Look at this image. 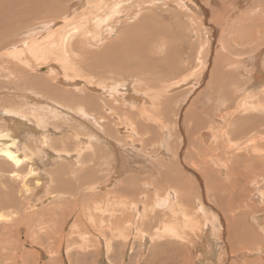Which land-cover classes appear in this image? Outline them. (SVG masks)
Here are the masks:
<instances>
[{
  "label": "rangeland",
  "instance_id": "374dc122",
  "mask_svg": "<svg viewBox=\"0 0 264 264\" xmlns=\"http://www.w3.org/2000/svg\"><path fill=\"white\" fill-rule=\"evenodd\" d=\"M215 1L216 2H213L212 5H208L209 15H206V16L200 15L202 18V22H198L201 25V31L199 32L198 41H196L197 36H196V32H194L195 25L197 23H195L196 20L192 21V18L190 16L191 11H189V12L188 11H182L183 9H181L179 6H169L168 7L169 9L174 11L173 12L174 16L177 13V15L175 17H170L167 14L163 15L164 21L169 18V20H166V24L168 25L167 27H171L170 32L172 33V31H173L172 34L174 35V33H175L176 36L181 35V38H178L179 40L181 39V41H183V42H185L187 40V42H190V43L189 44L187 42L184 43V47L187 49H184V48L181 49L179 47V45L176 44L178 46L177 47L178 50H177V48H175L176 51L175 52L172 51L170 56H168V58L171 60V63H172L170 65L169 71L168 70L156 71V70L145 69L143 72L138 74L139 76L137 78L132 77V76H130L128 78L130 83L132 84V87L135 86L136 91L137 90L139 91V92L131 91L133 93V95H134V93H135V95H137L138 93L145 95V97H143V98L141 97V99H139L137 101H135L134 97L127 99V96H126V98H123L125 94H128V92H126V91H121V92L116 91L117 92V95H116L114 85H115V83H117V81L112 80V78L117 79L118 81H120L119 79H121L122 83L119 82L120 83L119 86L123 85L125 82V80H122V79H125L123 74H121V75L112 74L111 76L100 77L99 80L97 79V81H96L97 84L95 83V81H93V84H92L93 86H91V87H94V83H95V89L96 90L95 91L89 90L90 93L96 94L98 97L104 96L105 92L103 91V89L105 87V89H104L105 91L109 90L105 94V95H109L108 98L115 97L118 99L114 98L112 100V103L107 105V108L104 106L101 109H98L97 111H92L91 109L88 110L87 115L80 113L78 110L73 109V107H66L64 105V103L63 104L60 103L61 102L60 99H59V101H57L56 98H52V97L43 95L42 91H39L37 88L34 89L32 94H35V92L36 93L38 92L39 95L35 94L29 98L30 102L34 101L32 104V107H31L32 111H36V110H38V108L41 109L40 106L43 107V104H45V103H43V104L40 103V105H39V104H36L37 102L35 103V101H37L36 97L38 96V97H41L43 100H45V102L54 100L53 103L57 104V106L59 105L58 108H60L62 111H65V113H62L57 109V112L59 113V114L57 113V117H55V118L49 117V125L48 126H50L49 127L50 132H47V130H46V132H47L46 133V142L44 144H43V142L39 143V141H42V139L35 142V141H31L30 139L26 138L25 134L23 135L21 133L20 136L23 137L24 145H26L28 143V145H30L33 149H36L38 147L37 149L46 150L48 148H51L52 144L55 145V143H57V146H54L57 148L52 147L54 149H57V155H53L50 159H47V158H45L46 154L42 153L43 151L42 152L39 151V155L36 156L37 158L35 159L36 160L35 164H36L38 171L40 172L39 173L40 174L39 179L41 180V183H42V190H40L38 192L36 191V194H35V191L33 192L31 190L28 191V193H25L24 198L26 199V201H29L30 199L32 201V203L29 202V203H31V207L24 208V209H17V210H13L12 208H8V207H1L0 208V237L2 238V240H4L6 242V245L8 246V248L6 249L7 251L4 252V251L0 250V264H12V259H8V256H10L9 253L11 251H14L15 248H16V251L18 254L24 252L25 250L31 252V254H30L31 260L30 259L29 260L34 261L33 258L34 259L37 258V262L39 264H71V263L72 264H113L112 258L108 257L109 252H108L107 248H105V245L101 244L100 237L97 234L98 230L101 231L102 228L104 230L108 231V228H109L108 223L104 224V222H102L100 220L97 222H95V221L92 222L91 223L92 225H91L89 220H87V219L88 218H93L92 220L98 219L97 218L98 216H101V215L106 213V211H105L106 209L115 208V206L113 204L118 201L117 202L118 206H116L117 210L123 209L121 211L122 213H124V214L127 213V215L131 214V216H135V218H136L135 221H136L141 216L144 215L145 209L142 205L143 203H145L148 207L154 206V209L157 210L161 207L162 200H164L167 197V195L170 196L168 203L169 204L175 203V199H174L175 196L173 197V195H172L173 192L175 193V191H173L174 189H176V190L179 189L178 190V206L175 209H172L171 207H169V209H164L167 212V214H170L169 219H172L171 221L177 220V221H182V223L186 224V225L187 224L190 226L193 225L198 231L200 226L204 227V222L211 225L212 219H213V218H210L211 213H215L214 215H217L219 220H220L219 216H222V218H223L222 223L223 224H221V223L219 224L217 222L216 225H219L218 231L221 230V235L224 236L226 241L222 240V242L219 245L215 244V246H214L213 257L217 258L218 260L223 259L222 256H224V254H225V251H223V254H222L221 248H225V246L229 247L228 242H227V239H228V233L227 232H228V225H229L227 222L228 220L232 221V219H233L232 223L230 222V225L233 228V230H235L236 232L240 231L244 227L245 228L247 227V229L248 228L250 229L252 226L257 228V229H261L262 231L264 230V229H262L264 227V222L262 224V226H263L262 228L259 226L260 223H259V225L257 224L258 216L259 215L264 216V195H263L264 194V191H263L264 190V174L262 175V171L261 172L259 171V173L255 172L257 175L256 174H249L246 177H244V175H243L245 172L244 169H250V165L253 162V161H251V159L254 160V158H255V156H253V157L249 156L250 154H252V155L255 154L252 147H250V149L249 148L244 149V150L242 149L244 147L243 141L248 136L255 133V130L252 128L251 124L247 123V120H246L248 118L246 115L250 116L252 114L253 110H245L244 111V109L241 107L242 103H243L242 100H244V98H245V100H249L252 97L256 96L255 94L257 92H263V90L261 91V89H262L261 86H255L254 88H250L248 90L246 88L247 85H249V83L248 84L246 83V79H248V77L246 76V74L243 75V73H242V71L244 70L245 67L243 66V68H242V66H238L237 64L229 66L227 64V61L225 60V59H227L229 61L232 58L231 60L235 61L239 57V55H236L237 53L245 52L248 49H250L249 51H247V52H249V54L253 53V52L256 53V50L258 51V50L262 49L261 50V57H262V60H264V45H263L264 44V12H263L264 1L261 2L260 0H249V1L246 0V1H248V2H246L243 0V2H241V4L238 3V4H234V5L230 4V3L228 4V2H227L228 0H215ZM245 4H247L248 7H246ZM67 5L68 4H66V7H67ZM171 5H172V3H171ZM229 5H233L234 7L229 6ZM66 7H63V8H66ZM232 8H234V9L236 8L235 11ZM252 8L253 9L255 8L254 10L256 12V14H254L255 15L254 18L257 16L261 17V18H259L258 23L256 22V24H255V21L252 20V17H253L252 16L253 12L251 10ZM212 9H220L219 17H213ZM65 10L67 12L68 7ZM78 10L79 9L73 8L72 14H71V10H70L69 15H71L72 17H74L75 15H78V12H77ZM241 11L244 15H245L246 11H251L250 13H248V12L247 13L250 15V19L252 21H249L250 19L248 18L249 19L248 20L247 16H244V18H246L248 24L251 22V25H248L247 23H245V21H243V22L239 21V19H241V17H243V16H241V14H242ZM180 12L183 14L185 12L187 15H189V19H186L187 17H185V19L187 20V28H185L184 26L180 27L181 22H182L181 21L182 19H179V17H180L179 13ZM58 13H59V15L61 14L60 12H58ZM247 13H246V15H247ZM65 15H62L61 17L57 16L58 17L57 22L63 23V21L66 18ZM239 16H240V18H239ZM51 18L52 17L46 19L44 22L46 23L47 20H49ZM167 21H172L171 23H173V24H171L170 22H167ZM60 23L58 25H61ZM156 23H157L156 24L157 26L159 24V26L161 27L160 20L157 19ZM178 24L180 26H178ZM245 24H247V26ZM163 26H165V25H163ZM248 26H251V28ZM253 26H255V27H253ZM244 27H245V29H244ZM175 28L176 29L179 28V30L178 29L174 30ZM162 29L164 31H167V29H164V28H162ZM180 29L183 30L182 33H181ZM236 30L237 31L240 30V31L237 32ZM35 31L36 30L34 29L30 33L33 35L32 37L34 39L38 36L37 39L39 41L44 40L46 38V37H44V35L47 36L50 33L48 30H47V32H45V27L43 29L37 30L36 34H35ZM174 31H177V32H174ZM242 31H243V33H240ZM244 32L245 33L249 32L252 35L251 36V39L253 38L252 43H254L255 46L246 44L243 47L239 46L238 49L233 52L232 47L234 45V38H236L235 36H237V34H245ZM188 34H189V36H190V34L192 35L191 39L186 37V35L188 36ZM27 35H28V33L20 34L19 36H16L13 39L17 40V42H20V41L23 42V39ZM230 35H233V36L231 37ZM113 37H115V34L112 36H109V38H113ZM182 38L185 39V41ZM224 40H225V42H223ZM193 41L196 42V43L194 42L195 45L197 44L196 47L194 45V48L192 45H190V44H193ZM105 43H106V41L103 40L100 42L99 46H101V45L104 46ZM223 43H225V45ZM20 44H21V42H20ZM180 45H181V43H180ZM189 46L190 47L192 46V48L189 49ZM201 46L204 47L203 56H204V59L206 60L205 66H203L198 71H196L198 73L200 72L199 74L195 72V74L190 79H188L185 83L180 84V85H174V82L176 80H179L182 78V76H184V75L186 76V74L188 75L189 73L192 72V69L194 67L193 65L196 62L195 61V59H196L195 55L197 54L196 52L198 51L199 47H201ZM258 46H260V47L258 48ZM19 47H23L24 50L27 49L24 42ZM224 48H226V49H224ZM3 53L5 54L4 57H8L7 54L5 53V50ZM230 53H232V54H230ZM242 55H246V54H242ZM218 58H221V60L223 61L222 64H218L221 60L217 61L218 63H216V60ZM190 59H191V64H192V65L190 64L191 67L190 68L186 67V69L185 68L182 69L183 68V67H181L182 64L186 63ZM49 63H48V65H49ZM53 63L55 64V61H53ZM178 63L180 65H178ZM48 65H47V70L44 72V70H41V69L44 68L45 66L43 67L42 65L36 64L35 65L36 68H35V70H33L34 74L33 73L32 74L35 75V74H39V73L40 74L45 73L44 76H46L47 78L50 77L49 75H51L52 73L48 72L49 71ZM224 67L226 68V71L223 70ZM244 71H248V69H246ZM215 74H217V76H214ZM160 76L165 77V78H161ZM220 76L223 77V78H221V79H223V81H222V82H224L223 84H221L219 82H214L215 78L220 77ZM134 78H135V80H134ZM2 79L7 82V79L5 77ZM80 83H82V85L78 84L76 86H73V85L72 86H66V85H64V82L58 81V84H57L56 80H54L52 82V84L54 86L57 87V85H58L59 88H61V89L67 88L71 93L77 94V96L80 93H82L81 89L85 87V84L83 82H80ZM102 83H104L103 84L104 87L102 86ZM7 84H8V82H7ZM111 84H113V85H111ZM7 86L8 85H6L3 89L7 88ZM23 86L24 85H22V87ZM100 87H101V89H100ZM123 88L125 89L124 86H123ZM13 89L16 92L18 91V89L15 88L14 86H13ZM6 91H8V90H6ZM1 92L2 91L0 90V93ZM114 92H115V94H114ZM132 93H130V94H132ZM84 94H86V92H84ZM146 96H149V97H146ZM153 96H155V100H154ZM242 96H245V97L242 98ZM126 100L130 101V102L137 103V107L130 105L131 103L126 102ZM67 102L69 104V101H67ZM144 102H145V104H144ZM33 105H34V107H33ZM92 105H96V103H92ZM72 106H74V108H75L77 106V104H73ZM116 107L122 109V111H120L121 113H119L117 111L118 108H116ZM69 108L71 110H68ZM109 108H110V110H109ZM135 108L139 111H137ZM143 108H147L149 110V112L152 113V115H157L156 117H159L162 121L166 119L165 121L168 122V123H166L168 128L163 127V125H161L162 124L161 122H157L156 120H154V116H152L153 118L151 117V120H149L150 122H148L147 118L143 114H141V111H143L142 110ZM131 109H135V110L132 111ZM106 110H109V111L107 112ZM113 110H115V111H113ZM127 110H128V112H127ZM129 110H131V111H129ZM42 112H43V109L39 112V114H41ZM60 113H62V114H60ZM90 114H91V116H89ZM132 114H134V116ZM140 114L143 115L144 117L143 116L141 117ZM107 115H111V116L109 117ZM187 115H190L192 117L194 116V117H196V119H200L202 117L200 120H202L203 125L201 127L192 129V128H189L190 122L186 121V123L188 125V127H186L185 124L183 125V122H184L185 118L187 117ZM30 116H32L35 119V117L33 115H30ZM241 117H243V119H241ZM141 118H144L145 121L141 120ZM203 118H205V119H203ZM208 118H210V119H208ZM54 119H57V120H54ZM100 119H102L103 122ZM127 119H128L127 122L136 121L137 123L141 120V123H143L142 129L146 128L147 125H149V123H151L149 125L151 133L145 134L144 136L148 135V136H146V138L148 137L147 139H149L150 137H153V139L149 140V143H146V147L143 146L141 141L139 142L136 140V139H138L137 130L136 129H133V130L128 129L130 127V124L126 123ZM98 120H100L99 122H101L99 125L96 124ZM143 121L148 122V124L144 123ZM104 122H106V123L110 122V123H108L109 128L111 127L113 129V131H112V129L110 128L113 133L111 131L106 133L103 131V129H101L100 125ZM111 122H114V123H111ZM194 122L195 121L191 122V126H193ZM11 123H13V121H11ZM53 123H55V124H53ZM31 124L34 126V129H39V130L42 129V131H43V126H44L43 124H41V126H42V127L40 126L41 128H39L35 123H31ZM50 124H53V125H50ZM144 124H146V125H144ZM22 125L26 126V124H22ZM94 125L95 126L97 125V126L95 127ZM51 126L57 127V129L51 128ZM123 126H125V127H123ZM211 126H213L212 136H214V137L210 138L209 141H207V143L202 142L201 145L205 146V147L212 145V148H215V152L214 153L211 152L212 155L206 154V153L201 152V151H199L198 153L200 154L201 158H206L209 155L214 157L217 154L219 155L222 152L229 150L231 152V154H229V155L232 158L231 159L232 165H230L231 166L230 169L228 167L227 168L225 167L224 170H226V171L218 172L217 174H216V172H210V173L207 172V174H208L207 177H209V180H207L205 175L202 173V170H206V168H212V165H211L212 162L211 161L202 162L200 160V158H198V161H197V159L194 160V154H195L194 152H195V150H198L199 141H200L199 138L202 136V132L204 131V129L207 130ZM241 126H243V127H241ZM93 127H94V129H93ZM126 128H127V130H122V129H126ZM161 128H162V130H161ZM0 129H1V126H0ZM116 129H118V130H116ZM134 130H136V131H134ZM123 131H126V132H123ZM133 131H134V133H132ZM231 131H234L233 141H236L237 145L241 148V149L237 148V151L235 148L236 146H234L233 148L228 147L230 144H232L231 141L229 140V138L231 137ZM124 133H126V134L124 135ZM141 133H143V132L141 131ZM100 134L102 137H98ZM112 134L113 135L116 134V135L113 136ZM121 134H123V135H121ZM151 134H153V135H151ZM50 135H51V137H49ZM107 135L109 136V138L111 137V139L114 141L116 140V138L114 139L112 137L118 138V136H119V139H120L119 141L121 143L119 145V148L122 145H125V150L129 149V148H127L128 146L132 147L129 150L140 153L141 157H142L141 160H135L134 165L129 164V165H127V168L124 169L123 172L117 173V171H114L117 168L116 163L111 162L112 160L114 162V158L112 156V151H110V153H109V154H111V157L105 158L106 161L100 160L98 158V156L96 157L97 159L93 158L92 152H94V149H98L99 151H101V150H103L101 148H103V146L106 143L105 141H101L100 138H102V140H104L103 138L106 137ZM110 135H112V136H110ZM135 135H136V137H134ZM149 135H150V137H149ZM90 136H92V138L95 136H97L99 138V140H98L99 142H97L96 147H93V149L88 148L84 151V153H88L90 155V157L88 155L89 160L91 158H93V159H91L88 162H83V164L82 163L77 164V162H75L73 160L74 156L71 154L72 153L75 154L76 152L79 151L78 149L83 146L81 144L84 142L79 141V139H81V137H82V139L88 138V140H90L89 139ZM76 137H77V139H76ZM120 137H122V138H120ZM37 138H39V137H36V139ZM63 139L64 140L66 139L70 143L71 147L70 146L69 147L62 146L61 142L64 141ZM167 139H169L170 142L166 141ZM123 140H125V141H123ZM222 140H224L223 142L225 145H221ZM116 142H118V141H116ZM127 142H128V144H126ZM260 142L261 141H257L256 144L259 143L257 145V147H261L262 154H264V146H261L263 144V142L262 143H260ZM159 143H160V145H159ZM161 145H162V147H160ZM165 145H166V147H164ZM167 146H168V148H171V152H169V149H165V148H167ZM217 146H219V150L216 148ZM88 147H92V146H88ZM134 147L136 149H134ZM119 148H118V150H119ZM190 150H192V151L189 154V158H188L190 160V162H188L186 160V158H187L186 155H187V153H189ZM126 151L128 152V150H126ZM165 151H167V152H165ZM124 152L125 151H123V153ZM97 153L99 154V152H97ZM244 153H249V154L244 156ZM45 159H47V161ZM236 159H237V161H236ZM87 160H85V161H87ZM92 160H96L99 162H95V161L92 162ZM223 160L225 161L226 159H223ZM106 162H108V164ZM198 162H200V163H198ZM236 162L238 163V165ZM103 163H106V164H103ZM105 165H107V167ZM111 165H113L114 168ZM104 166L106 169L104 168ZM115 166H116V168H115ZM246 166H248V167H246ZM109 168H110V170H109ZM213 168L216 169L215 167H213ZM61 170H63V171H61ZM26 171L27 170H25L24 172L26 173ZM102 171H103V173H102ZM226 172H229V175L232 173L231 174L232 176H229L228 174H226ZM246 172H249V170H247ZM222 173H224V174H222ZM104 174H105V176H104ZM109 174L111 176H109ZM6 175L9 177V175L7 173H5V176ZM165 175H167V176H165ZM236 175H237V177H236ZM215 176H216V178H214ZM219 176L221 179L219 178ZM9 178H11V177H9ZM237 178H239V179H237ZM244 178H245V180H244ZM246 178L248 180H246ZM114 180H116V181H114ZM167 180H168V182H167ZM172 181L174 182V185H177L178 187L174 186L171 183ZM257 182L259 183L258 184L259 189L257 188ZM182 183L184 184V187L179 188L182 186L181 185ZM244 183H246L247 185ZM168 184H169V187H168ZM203 185H206V186H203ZM240 185L242 187L239 188L238 186H240ZM245 187H247V188H245ZM205 188H208V189H205ZM61 189H63V190H61ZM66 189H68V191ZM64 190H66V191H64ZM70 191H71V193H70ZM60 192H61V194H60ZM210 192L211 193L213 192L212 194H214V195H212L213 196L212 200H215L216 201L215 203H213V201L211 200V196L208 195V194H211ZM63 193H65V194H63ZM189 193H191L194 197L192 200V204L189 205V207H188V206H185V204L183 203V200L187 199L189 197L188 196ZM201 194H203V195H201ZM0 198H2L5 201H7L9 199L8 195H6V194L5 195L2 194L0 196ZM57 199H58V201H57ZM217 199L219 201H217ZM119 200H120V202H119ZM200 201L202 202L206 213L199 211L198 205L200 204ZM133 202H138L140 204V210H138V209L133 210L132 209L131 206H132ZM204 202H205V204H204ZM73 203H75V205H73ZM126 203H132V204H130V206L129 205L126 206L125 205ZM216 203L218 205H215ZM219 204H221V205L219 206ZM67 205H69L71 208ZM111 205H113V206H111ZM74 206H77V207H74ZM42 208H48L50 210H54L57 212V215L55 216V219H56L55 228L57 229V235H55V236H57V237H54V239H52L51 244H50V247L51 246L52 247L51 248L48 247L51 250L53 248V251L57 249L56 250L57 252L56 251L49 252L50 249L44 248L43 244L41 245V243H40L37 245V243H39L38 241L37 242L33 241V240H31V238H28V236H26L27 229H29V227H30V226H28V221L31 219H34V221L31 220L32 221L31 226L33 227L31 229H33V230H35V228L38 229V231L37 230L35 231L36 235H38V233L43 235L45 233V231L47 230L46 226L49 225L50 219L48 218L46 220V219H42V217H47L48 215L44 216L42 214V215L38 216L40 218H36V216H33V217H31V219H29V220L27 219V217H30L29 214L31 212H33L35 210L42 209ZM69 208H70V210H69ZM164 208H168V206L164 207ZM173 208H174V206H173ZM245 208H246V210H245ZM184 209L185 210L191 209V211H190L191 213H194L195 211L199 212V213L196 214L195 216H191L189 214L190 219L187 220L183 216V210ZM81 211H82V213H81ZM93 211H94V213H93ZM215 211L217 212V214ZM121 212H118V213H121ZM131 212H133V213H131ZM137 213H139V214H137ZM187 213H188V211H187ZM229 215L232 219L229 218ZM166 217H168V216H165V217L163 216V218H162L163 222H164ZM22 219H24V220H22ZM81 221H82V223L87 221V223L80 225ZM198 221H200L199 224H198ZM248 222H249V224H248ZM79 225L81 228H79ZM249 226H251V227H249ZM128 227L129 226H127V227L122 226V228L124 229V232H125V230H126V232L130 231L127 229ZM224 227L226 228V230ZM80 229L83 231L82 235H84L86 238H88L90 240V242L88 244H86L87 246H85L84 249L82 247L81 248L79 247V244H80V238H79L80 236L79 235L81 234ZM41 230H43V231H41ZM114 230H115V227H114ZM95 231H96V233H95ZM122 231L123 230H121L119 233L117 232L115 235H117V234L119 235ZM52 232H53V230H52ZM132 232H134V233H133V235H131L132 237H130L132 240L130 239L131 243L128 244V246H127V244H125L124 239H122L119 236L117 238L115 237V239H116L115 242L117 243V245L115 247L116 252H115L114 258L120 257L119 259L121 260V257L123 256V252H125V261H127V262H125L126 264L129 262L130 255L133 254L132 253L133 248L134 247L137 248V246H138L136 227H134V231H132ZM248 232H250V230ZM62 233L65 234L64 237H63ZM108 233H110V232L108 231ZM261 238L264 241V237H261ZM254 240H256V239H253L252 241H254ZM68 242H69V244H68ZM255 243L253 242L251 245L249 244V245H246L244 247L241 246L240 247L241 249L239 248L237 250V252L232 250L233 254H230L231 257H230V260H228L227 264H239L240 262H244L245 264H261V263L264 264V261L262 260V258H260L258 256L255 249L254 250L251 249V247H254V248L257 247V245ZM189 245H190V243H189ZM150 246H151V242H150V244L148 243V247L146 248V252H145L146 256L148 255ZM127 248H128V250H127ZM136 248H134V250H136ZM124 249H126V251ZM240 250H242V251H240ZM39 251L40 252L43 251V252L41 253L42 255L39 254V256L37 257L36 253H40ZM79 251H80V253L85 252L89 255V257H90L89 262H86L88 260L80 261L81 256L79 257V256L75 255L76 252H79ZM33 252H36V253H33ZM69 252L71 254L73 252L75 255V256L73 255L74 258L71 257V259L73 258L72 260L69 257L70 256ZM128 253H130V255ZM239 253H241V254H239ZM33 254H35V255H33ZM47 254H50V255H47ZM238 254L240 256H238ZM3 255L7 256V260L4 259ZM199 255H201L200 250L197 251V256H199ZM235 258L237 260H235ZM223 262H224V260H223ZM246 262H248V263H246ZM20 263L21 262L19 261L18 264H20Z\"/></svg>",
  "mask_w": 264,
  "mask_h": 264
},
{
  "label": "bare ground",
  "instance_id": "6f19581e",
  "mask_svg": "<svg viewBox=\"0 0 264 264\" xmlns=\"http://www.w3.org/2000/svg\"><path fill=\"white\" fill-rule=\"evenodd\" d=\"M244 1H246V0H244ZM248 1H246V2H248ZM260 1L262 2L264 0H260ZM213 2H216V1L215 0H0V90L2 91L0 93V96H1L0 97V99H1L0 100V126H1V129H0V196L2 194H4V195L6 194V195H8V198H9L7 201L0 198V208L1 207H8V208H12L13 210H17V209H24V208L31 207L32 201H31V199L29 201H26V199L24 198L25 193H28V191L31 190L33 192L35 191V194H36V191L38 192V191L42 190V183H41V180L39 179L40 178V174H39L40 172L38 171L36 164H35V161H36L35 159L37 158L36 156L39 155V151L40 152L43 151L42 153L46 154L45 158H47V159H50L53 155H57V149H54V148H57V147H54V146H57V143H55V145L52 144V147H54V148H52V147L48 148L49 150L48 149H46V150L37 149L38 147L36 149H33L30 145H28V143L26 145H24L23 137L20 136L21 133L23 135L25 134L26 138L30 139L31 141H35V142L42 139V141H39V143L43 142V144H44L46 142V133L50 132V128H49L50 126H48L49 125V117H52V118L57 117V113H58L57 109L60 112L65 113V111H62L60 108H58L59 105L57 106V104L53 103L54 100L45 102V100H43L41 97H38V96L36 97L37 101H35V103L37 102L36 104H39V105H40V103H42V104L45 103V104H43V107L40 106L41 109L38 108V110L32 111L31 107H32V104L34 101L30 102L29 98L35 94H38V92L37 93L35 92V94H32L34 89L37 88L39 91H42L43 95H46V96H49L52 98H56L57 101H59V99H60V101H61L60 103H62V104L64 103V105L66 107H73V109H76L80 113L87 115V112L90 109L92 111H97L98 109H101L104 106L107 108V105L111 104L112 100L115 98V97L108 98L109 95H105L109 91V90L108 91L104 90L105 87L103 86V84L105 82L102 83V86L104 87L103 91L105 92V94H104L105 97L104 96L98 97L96 94H92L89 92V90H94V91L96 90L95 89V83H96L97 79L99 80L100 77H107V76H111L112 74H114V75L123 74V76L125 78V79H122V80H125V82L123 81L124 82L123 85L119 86V84L122 83L121 79H119L120 81H118L117 79L112 78V80L117 81V83H115V85H114L115 86V92L116 91L117 92L118 91H120V92L126 91V92H128V94H125L123 98H126V96H127V99L134 97L135 101H137V100L141 99V97L142 98L145 97V95H142L139 93L137 95H135V93H134V95H133V93L131 91H135V92H139V91L138 90L136 91L135 86L132 87V84L130 83L128 78L130 76L137 78L139 76L138 74L143 72L145 69L156 70V71H158V70H168L169 71L170 65L172 63H171V60L168 58V56H170L172 51H174V52L176 51L175 48L178 47L176 44H178L181 49H183V48L187 49L184 47V43H186L187 40L185 41V39H183V38L182 39L185 42L181 41V39L179 40L178 38H181V35L176 36L175 33L173 35L172 34L173 31H172V33L170 32L171 27H167L168 25L166 24V20H169V18L164 21V16H163L164 14H167L170 17H175L177 15V13H176L174 16V14H173L174 11L169 9L168 7L169 6H179L181 9H183L182 11H188V12L191 11L190 16L192 18V21L196 20L195 23H197L195 25L194 32H196V36H197L196 41H198L199 32L201 31V25L198 22H202V18L200 15H203V16L209 15L208 5H212ZM227 2H228V4L230 3V4L234 5V4H238V3L241 4V2H243V0H228ZM171 3H172V5H171ZM66 4H68L67 5V7H68L67 12L65 10L67 8ZM233 5H229V6H233ZM245 5H246V7H248L247 4H245ZM63 7H66V8H63ZM73 8L79 9L77 11L78 15H75L74 17L69 15L70 10H71V14H72ZM220 9H212L213 17H219ZM232 9L235 11L236 8L235 9L232 8ZM254 9L253 8L251 9L253 12V15H252L253 17L252 16L251 17H252V20H254L255 24H256V22L258 23V20L261 17L257 16L254 18V16H255L254 14H256ZM58 12H60L61 14L59 15ZM247 12L250 13L251 11H246V13ZM263 12H264V8H263ZM241 13H242V11H241ZM246 13H245V15L243 13L241 14V16H243V17H241L242 20L239 19V21H241V22L245 21V23L248 24V22H247L246 18H244V16H247V19L248 18L250 19V15L248 13L246 15ZM62 15L66 16L63 23L57 22V18L61 17ZM179 16H180L179 19H182L181 20L182 22H181V26L179 24H178V26H180V27L184 26L185 28H187V20L186 19H189V15H187L185 12H184V14L180 12ZM50 17H52V18L47 20V22L45 23L44 21ZM185 17H187V18L185 19ZM239 18H240V16H239ZM157 19L160 20L161 27L159 26V24H158V26L156 25ZM252 20L250 19L249 21H252ZM167 22L171 23L172 21H167ZM59 23L61 25H58ZM171 24H173V23H171ZM247 24H245V25L247 26ZM163 25H165V26H163ZM248 25H251V22ZM44 27H45V32H47V30L50 32L47 36L44 35V37H46V38L44 40L39 41L37 39L38 38V36H37L34 39L32 37L33 35L30 32L34 29L36 31L39 29H43ZM245 27H244V29H245ZM248 27L251 28V26H248ZM253 27H255V26H253ZM162 28L167 29V31H164ZM177 29L179 30V28H177ZM177 29L175 28L174 30H177ZM36 31H35V34H36ZM239 31H237V32H239ZM174 32H177V31H174ZM182 32H183V30H181V33ZM25 33H28V35L25 36L26 39L25 38L23 39V42L25 43V46L27 48L26 50H24L23 47H19L23 43L22 41H20L21 42V44H20V42H17V40L13 39L16 36H19L20 34H25ZM240 33H243V31ZM114 34H115V37L109 38V36H112ZM191 36H192L191 34H190V36H189V34H188V36L186 35V37L190 38V39H191ZM230 36L232 37L233 35H230ZM251 36L252 35L249 32H247L245 34H237V36H235L237 39L234 38V45L232 47L233 52L236 51L239 46L243 47L246 44L253 46L254 43H252L253 38L251 39ZM102 39L105 40L106 43L104 44V46H102V45L99 46L100 42L103 41ZM194 42L195 41H193V44H190L193 46V48H194V45L196 43V42L195 43ZM223 42H225V40ZM180 43H181V45H180ZM187 43L189 44L190 42H187ZM223 44L225 45V43H223ZM192 46L191 47L189 46V49H191ZM196 46H197V44L195 45V47ZM259 47L260 46H258V48ZM224 49H226V48H224ZM4 50H5V53L7 54L8 57H4L5 56V54L3 53ZM177 50H178V48H177ZM249 50L250 49H248L247 51H249ZM261 50L262 49H260L258 51L256 50V53L253 52L250 54L247 51L237 53L236 55H239V57L235 61H232L231 60L232 58L229 61L227 59H225L229 66L237 64L238 66H242V68L244 66L246 69H248V71H244V70H246L244 68V70L242 71L243 75L246 74V76L248 77V79H246V83L247 84L249 83V85L246 84L247 85L246 88L248 90L250 88H254L255 86H261L262 87L261 91L263 90V92H257L256 91L257 92L255 94L256 96L252 97L249 100H245V98H244L245 96H242V98H244V100H242L243 103H242L241 107L244 109V111L245 110H253L252 114L251 115L249 114L250 116L246 115L248 117L246 120H247V123H250L252 128L255 130L254 134H251L250 136H248L243 141V145H244V147L242 148L243 150L248 149V148L250 149V147H252L253 151L255 152V154L249 155L252 157L255 156V158H254V160L251 159V161H253V162L250 165V169H244L245 170V172L243 174L244 177L248 176L249 174H256L255 172L259 173V171L260 172L262 171V175L264 174V154H262L261 147H257V145L259 143L256 144L257 141H261L260 143L263 142V144L261 146H264V88H263L264 87V60H262V57H261ZM196 53H197L195 55L196 56V59H195L196 62L193 65L194 67L192 66L193 67L192 72L189 73L188 75L186 74V76L185 75L182 76L181 79L176 80L174 82V85H180V84L185 83L188 79H190L195 74L196 71H198L200 68L205 66L206 60L204 59V56H203L204 47L203 46L199 47V49ZM230 54H232V53H230ZM242 54H246V55H242ZM219 60H221V58H218L216 60V63H218L217 61H219ZM53 61H55V64L53 63ZM222 62L223 61L221 60L218 64H222ZM48 63H49V65H48ZM36 64L42 65L43 67L45 66L44 68L41 69V70H44V72L47 70V65H48V68H49L48 72L52 73L51 75H49L50 77L47 78L46 76H44L45 73L44 74L39 73V74L33 75L34 74L33 70H35ZM190 64H191V59L188 60L186 63L182 64L181 67H183L182 69H184V68L186 69V67L190 68L192 65V64L191 65ZM178 65H180V64L178 63ZM223 70L226 71V68L224 67ZM196 73H198V72H196ZM214 76H217V74H215ZM4 77L7 79L8 84L5 80L2 79ZM135 78H134V80H135ZM161 78H165V77H161ZM221 78H223V77L220 76V77L215 78L214 82H219V83L223 84L224 82H222L223 79H221ZM54 80H56L57 84H58V81L64 82V85H66V86H72V85L76 86L78 84L82 85V83H80V82H83L85 84L86 88L85 87L82 88L81 89L82 93H80L77 96V94L71 93L67 88L61 89V88H59L58 85H57V87L54 86L52 84V82ZM93 81H95L94 87H91V86H93L92 85ZM6 85H8L7 88L3 89ZM22 85H24V86L22 87ZM111 85H113V84H111ZM13 86L18 89L17 92L13 89ZM123 86L125 87V89L123 88ZM100 89H101V87H100ZM6 90H8V91H6ZM84 92H86V94H84ZM115 92H114V94H115ZM117 92H116V95H117ZM130 93H132V94H130ZM146 97H149V96H146ZM153 98L155 100V96H153ZM115 99H118V98H115ZM67 101H69V104ZM126 102H129V103H131L130 105L137 107V103H135V102H130L127 100H126ZM92 103H96V105H92ZM73 104H77V106L74 108V106H72ZM144 104H145V102H144ZM33 107H34V105H33ZM116 108H118V107H116ZM42 109H43V112L41 114H39V112ZM135 109H131V110L133 111ZM68 110H71V109L69 108ZM109 110H110V108H109ZM109 110H106V111L108 112ZM131 110H129V111H131ZM142 110L143 111H141V114H143L147 118L148 122H150L149 120H151V117L154 116V120H156L157 122H161L162 123L161 125H163V127H165V128L167 127L166 123H168V122L165 121L166 119L162 121L159 117H156L157 115H152V113H150L147 108H143ZM113 111H115V110H113ZM117 111L119 113H121L120 111H122V109L118 108ZM137 111H139V110H137ZM127 112H128V110H127ZM62 113H60V114H62ZM30 115H33L35 117V119ZM132 115L134 116V114H132ZM143 115H141V117ZM89 116H91V114ZM107 116L110 117L111 115H107ZM193 117L190 115H187L184 122L182 121L183 125L185 124L186 127H188V125L186 123V121H187V122H190L189 128L195 129V128L201 127L203 125L202 120H200L202 117L200 116L201 117L200 119H196V117H194V118ZM203 119H205V118H203ZM208 119H210V118H208ZM241 119H243V117H241ZM54 120H57V119H54ZM100 120L102 121V119H100ZM100 120L97 121V123H96L97 125H99L101 123V122H99ZM141 120H144V118H141ZM141 120L137 123L136 121L127 122L128 121V119H127L126 123L130 124V127L128 128L129 130H131V129L137 130L138 139H136V140L139 142L141 141L143 146L146 147V143H149V140L153 139V137H150V135H149V137H150L149 139H147L148 137L146 138V136H148V135L144 136L145 134L151 133V130L149 128V125L151 123H149V125H147L146 128L142 129L143 123H141ZM11 121H13V123H11ZM192 121H195L193 123V126H191ZM30 122L35 123L39 128H41L42 127L41 124H43L44 125L43 131H42V129H40V130L34 129V126ZM148 122H144V123L148 124ZM108 123H110V122H108ZM108 123L104 122L100 125L101 129H103V131L106 133H108L112 129L111 127H110L111 129L109 128ZM111 123H114V122H111ZM22 124H26V126H23ZM53 124H55V123H53ZM53 124H50V125H53ZM146 124H144V125H146ZM123 127H125V126H123ZM241 127H243V126H241ZM51 128L57 129V127H53V126H51ZM93 129H94V127H93ZM46 130H47V132H46ZM116 130H118V129H116ZM122 130H127V128L122 129ZM136 130H134V131H136ZM161 130H162V128H161ZM112 131H113V129H112ZM134 131L132 133H134ZM141 131L143 133H141ZM123 132H126V131H123ZM212 132H213V126L209 127V129H207V130L204 129V131L202 132V136L199 138L200 141H199L198 150H195V152H194L195 153L194 154V160L197 159V161H198V158H200V160L202 162H207V161L212 162V164H211L212 168H206V170H202V173L205 175L207 180H209V177H207L208 176L207 172H209V173L210 172H216V174H217L218 172L226 171V170H224L225 167L226 168L228 167L230 169V167H231L230 165H232L231 164L232 158L229 155V154H231V152L229 150L222 152L219 155L217 154L216 156L213 157L211 155H212V153L215 152V148H212V145H209L206 147L201 145L202 142L207 143V141H209L210 138L214 137V136H212ZM125 134L126 133H124V135ZM233 134H234V131H231V137L229 138V140L231 141L232 144H230L228 147L233 148L234 146H236L235 148L237 151V148H239V149H241V148L237 145L236 141H233V139H234ZM112 135H110V136H112ZM114 135H116V134H114ZM121 135H123V134H121ZM151 135H153V134H151ZM36 137H39V138L36 139ZM49 137H51V135ZM98 137H102L101 134ZM98 137L95 136L92 138V136H90V138H89L90 140H88V138L82 139V137H81V139H79L80 142H84L81 144L83 146L80 148L78 147L79 148L78 152H76V153L74 152L75 154H73V153L71 154L74 156L73 160L75 162H77V164L78 163L83 164V162H88L91 159L96 158L97 156L100 160L106 161L105 158L111 157V154H109V153H110V151H112V156L114 158V162H113V160L111 162L116 163L117 168L115 166L116 170H114V171H117V173H119V172H123L124 169L127 168V165H129V164L134 165L135 160H141L142 157H141L140 153L129 150L132 147H129L128 145H127L128 147L126 146L127 148H129V149H126V150H128V152L125 150V145H122L123 147L120 146V148H119V145L121 144L119 141L120 140L119 136H118V138L112 137L114 139L116 138V140L114 141L111 139V137L109 138L108 135L103 138L104 140H102V138H100L101 141L106 142L104 145L105 147L103 146V148H101L103 150L99 151L98 149H94V152H92L93 156L91 155L93 158H91L89 160V158H88L89 154L84 153V151L88 148L93 149V147H96L97 142H99ZM134 137H136V135ZM120 138H122V137H120ZM76 139H77V137H76ZM224 140H222L221 145H225L223 142ZM116 141H118V142H116ZM123 141H125V140H123ZM166 141H169V139H167ZM126 144H128V142ZM61 145L64 147H69L70 143L65 139L63 142H61ZM159 145H160V143H159ZM88 146H92V147H88ZM160 147H162V145ZM164 147H166V145ZM118 148H119V150H118ZM216 148L219 150V146H217ZM134 149H136V148L134 147ZM165 149H169V152H171V148H168V146ZM96 151L99 152V154ZM123 151H125V152L123 153ZM191 151L192 150H190L189 153H187V155H186V157H187L186 160L188 162H190V160L188 158H189V154L191 153ZM199 151L204 152L206 154H211V155L207 156L206 158H201L200 154L198 153ZM165 152H167V151H165ZM248 154L249 153H244V156H246ZM89 157H90V155H89ZM47 159H45V160L47 161ZM223 159H226V160L224 161ZM85 160H87V161H85ZM93 161L99 162L96 160H92V162ZM236 161H237V159H236ZM106 163L108 164V162H106ZM106 163H103V164H106ZM198 163H200V162H198ZM113 165H111V166L113 167ZM237 165H238V163H237ZM105 166L107 167V165H105ZM105 166H104V168H105ZM213 167H215L216 169H214ZM246 167H248V166H246ZM25 170H27L26 173L24 172ZM109 170H110V168H109ZM247 170H249V172H246ZM61 171H63V170H61ZM4 172L7 173L9 175V177H11V178H9L7 175L5 176ZM102 173H103V171H102ZM222 174H224V173H222ZM226 174L229 175V172H226ZM231 174L229 176H232ZM104 176H105V174H104ZM109 176H111V175L109 174ZM165 176H167V175H165ZM236 177H237V175H236ZM214 178H216V176ZM219 178H220V176H219ZM237 179H239V178H237ZM244 180H245V178H244ZM246 180H248V179L246 178ZM114 181H116V180H114ZM167 182H168V180H167ZM171 183L174 185L173 181ZM244 184H246V183H244ZM258 184L259 183L257 182V188L259 189ZM181 185L182 186L179 188L184 187L183 183ZM174 186H177V185H174ZM203 186H206V185H203ZM168 187H169V184H168ZM238 187L240 188L242 186L240 185ZM245 188H247V187H245ZM205 189H208V188H205ZM61 190H63V189H61ZM66 190L68 191V189H66ZM66 190H64V191H66ZM178 190L174 189L173 191H175V193L174 192L172 193L173 197L175 196L174 197L175 203L169 204L168 200L170 199V196L167 195V197L164 200H162L161 207L157 210L154 209V206L148 207L145 203H143L142 205L145 209L144 215L143 216L140 215L141 217L136 221H135V219H136L135 216H131V214L127 215V213H125V214L122 213L121 211L123 209L117 210L116 206H118L117 205L118 201L113 204L115 206V208L106 209L105 210L106 213L101 215V216H98L97 217L98 219H96V220H92L93 218L87 219V220H89L90 224L94 221L97 222L100 220L102 222H104V224L108 223V225H109L108 231L110 233H108L107 230H104L102 228L101 231L98 230L97 234L100 237L101 244L105 245V248H107V250L109 252L108 257L112 258L113 264H126L125 262H127V261H125V252H123V256L121 255L122 256L121 260L119 259L120 257L114 258L115 252H116L115 247L117 245V243L115 242V240H116L115 237L117 238L119 236L122 239H124L125 244H127V246H128V244H130L131 243L130 241L132 240L130 237H132L131 235H133V233H134V232H132V231H134V227H136V230H137L138 246H137V248L134 247V248H136V250H134V248H133V251H132L133 254L130 255V253H128L130 255V257H129V262L127 264H224V263L227 264L228 260H230V257H231L230 254H233L232 250L237 252V250L241 246L244 247V246L249 245V244L251 245L253 242L254 243L256 242L255 244L257 245V247L256 248L251 247V249H253V250L255 249L258 256L260 258H262V260L264 261V241L261 238V237H264V230L262 231L261 229H257L253 226L252 227L249 226V227H251L250 229L249 228L247 229V227L246 228L244 227L240 231L236 232L235 230H233V228L230 225V222L232 223V221H233V219L230 217V215H229V218L232 219V221H229V220L227 221L229 224V225L227 224L228 225L227 242H228L229 247L225 246V248H221L222 254H223V251H225L224 256H222L223 259L218 260L217 258L213 257L215 244L219 245L222 242V240L226 241L224 236L221 235V230L218 231L219 225H216L217 222L219 224L220 223L223 224L222 223L223 222L222 216H219L220 217V220H219L218 216L214 215L215 213H211L210 218H213L211 225L204 222L205 228L203 226H200L198 231L193 225L192 226H190L188 224L186 225V224H183L182 221H177V220L171 221L172 219H169L170 214H167V212L164 209H169V207H171L172 209H175L178 206ZM70 193H71V191H70ZM212 193L208 194L209 196H211V200L213 197L212 195H214ZM60 194H61V192H60ZM63 194H65V193H63ZM201 195H203V194H201ZM188 196L189 197L187 199L183 200V203L185 204V206L189 207V205L192 204V200H193L194 196L191 193H189ZM57 201H58V199H57ZM212 201H213V203L216 202L215 200H212ZM217 201H219V200L217 199ZM29 202H31V203H29ZM119 202H120V200H119ZM130 204H132V203H126L125 205L130 206ZM204 204H205V202H204ZM73 205H75V203H73ZM113 205H111V206H113ZM215 205H218V204L216 203ZM220 205L221 204H219V206ZM67 206H69V205H67ZM167 206H168V208H164ZM173 206H174V208H173ZM74 207H77V206H74ZM131 207L133 210H135V209L140 210V204L138 202H133ZM198 207H199L200 212L206 213L205 208H204L201 201H200V204L198 205ZM70 208H69V210H70ZM186 210L188 211V213ZM186 210L185 209L183 210V216L187 220L190 219L189 214L191 216H195L196 214L199 213L196 211L194 213H191L190 212L191 209L190 210L186 209ZM245 210H246V208H245ZM118 212H121V213H118ZM81 213H82V211H81ZM93 213H94V211H93ZM131 213H133V212H131ZM42 214L44 216L48 215L47 217H42V219L47 220L49 218L50 219L49 225L46 226L47 230L45 231V233L43 235H41L39 233H38V235H36L35 231L36 230L38 231V229L37 228H35V230L31 229V228H33L31 226V222L34 221V219H31V217L36 216V218H40L38 216H40ZM137 214H139V213H137ZM216 214H217V212H216ZM56 215H57L56 211L50 210L48 208H42V209L35 210V211L31 212L29 214L30 217H27L28 220L31 219L32 221L31 220L28 221V226H30V227H29V229H27L26 236H28V238H31V240H33V241H36V242L38 241L39 243H37V245L41 243V245L42 244L44 245V248L50 249L52 247V246L50 247L52 239H54V237H57V236H55V235H57V229L55 228V224H56L55 216ZM163 216L164 217L168 216L165 218L164 222L162 219ZM22 220H24V219H22ZM263 222H264V216L259 215L257 224L259 225V223H260L259 226L261 228L263 227L262 226ZM86 223H87V221L84 223H82V221H81L80 225H83ZM199 223H200V221H198V224ZM248 224H249V222H248ZM80 225H79V228H81ZM122 226H125V227L129 226L127 229L130 231L127 230L128 232H126V230H125V232H124V229L122 228ZM114 227H115V230H114ZM262 229H264V227ZM52 230H53V232H52ZM121 230H123V231L119 235L118 234L115 235L117 232L119 233ZM225 230H226V228H225ZM249 230H250V232H248ZM41 231H43V230H41ZM80 233L81 234L79 235L80 236L79 237L80 238L79 247L80 248L82 247L84 249L85 246H87L86 244H88L90 242V240L88 238H86L84 235H82L83 231L81 229H80ZM95 233H96V231H95ZM64 235L65 234H63V237H64ZM253 239H256V240L252 241ZM150 242H151V246L149 247V252H148V255L146 256L145 255L146 248L148 247V243L150 244ZM189 243H190V245H189ZM68 244H69V242H68ZM48 247H50V248H48ZM7 248H8V246L6 245V242L4 240H2V238L0 237V250L5 252V251H7L6 250ZM56 250H54V251H56ZM124 250L126 251V249H124ZM127 250H128V248H127ZM198 250H200V254H201L199 256H197ZM54 251L52 248V250L50 249L49 252H54ZM240 251H242V250H240ZM42 252L43 251H41L40 253H36V252H33V253H36V255L38 257L39 254H41ZM9 254H10V256H8V259H12V264H18L19 261L21 262L20 264H39L37 262V258L36 259L33 258L34 261H30L31 260V258H30L31 252H29L27 250L18 254L16 251V248H15L14 251H11ZM239 254H241V253H239ZM239 254H238V256H240ZM33 255H35V254H33ZM47 255H50V254H47ZM73 255H74L73 252H72V254L70 253V256H69L70 259H71V257H73ZM75 255H77L79 257L81 256L80 261L88 260L86 262H89L90 257L87 253H85V252L80 253V251H79V252H76ZM3 257L5 260H7V256L3 255ZM223 260H224V262H223ZM235 260H237V259L235 258ZM246 263H248V262H246ZM239 264H245V263L240 262Z\"/></svg>",
  "mask_w": 264,
  "mask_h": 264
}]
</instances>
